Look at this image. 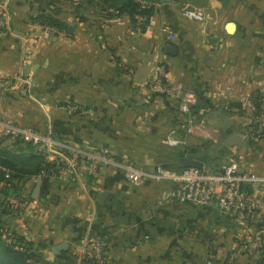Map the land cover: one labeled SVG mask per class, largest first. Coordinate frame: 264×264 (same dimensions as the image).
Segmentation results:
<instances>
[{"label": "crops", "instance_id": "obj_1", "mask_svg": "<svg viewBox=\"0 0 264 264\" xmlns=\"http://www.w3.org/2000/svg\"><path fill=\"white\" fill-rule=\"evenodd\" d=\"M100 5L0 0L8 21L0 31V71L24 82L1 91L0 121L104 149L146 174L158 166L173 168L179 158L195 159L207 140L164 143L183 136L186 118L177 100L150 92L149 77L163 65L165 84H182L195 94L192 116L217 129L220 141L241 124L264 144V114L246 105L255 94L264 97V0H191L189 6L204 13L202 22L184 18L185 5L174 0H149L153 13L143 29ZM41 13L62 23L67 36L35 24ZM168 45L174 54L166 53ZM25 145L0 129V154H20ZM256 158L258 166L240 161V170L264 177V151ZM42 180L37 201L31 199L36 177L0 182V217L6 232L37 246L50 262L257 264L264 257L256 225L212 207L175 203L166 181L144 177L133 185L110 167L86 177ZM254 193L263 197L264 183ZM93 241L102 243L109 262L84 258ZM62 243L68 249L55 253Z\"/></svg>", "mask_w": 264, "mask_h": 264}, {"label": "built area", "instance_id": "obj_2", "mask_svg": "<svg viewBox=\"0 0 264 264\" xmlns=\"http://www.w3.org/2000/svg\"><path fill=\"white\" fill-rule=\"evenodd\" d=\"M174 1L179 5H185L182 16L187 20L194 22L204 20V13L201 10L189 6L191 0ZM135 2L140 10L149 5L146 0H135ZM136 21L139 24L142 18L137 16ZM7 23V15L0 12V31L7 26ZM42 29L50 34L65 36L63 32L51 27L45 26ZM164 75L165 68L163 65H159L149 77L150 92L177 100L178 112L186 118L183 136L168 139L164 143L170 147H180L192 137L209 139L213 131L212 128L207 126L206 121L192 116V108L197 103L195 94L185 89L182 84H177L173 89L169 88L165 84ZM14 82L24 83L20 76L10 77L0 71V89H5ZM246 105L252 107L253 103L248 99ZM69 110L85 113L78 107H70ZM0 129L4 134L19 138L25 144L32 145L47 162L54 164L55 167L51 170L50 177L64 179L86 177L98 172L103 167H110L122 171L127 181L133 185L140 184L144 177L166 181L171 185L170 199L175 203L215 208L225 217L256 225L258 234L264 237V196L261 197L254 193L257 185L264 183V177L241 171L237 162L230 161L222 165L216 172L205 167L202 169H174L158 166L151 174H146L130 163L119 161L104 149H90L68 141L56 140L51 136L50 131L41 133L28 127L3 121H0ZM0 171L9 174V171L3 167H0ZM18 204L20 207L25 206V202L22 200ZM83 255L86 260L93 263L109 262L107 253L99 241L89 243ZM226 264L231 263L227 262Z\"/></svg>", "mask_w": 264, "mask_h": 264}, {"label": "trees", "instance_id": "obj_3", "mask_svg": "<svg viewBox=\"0 0 264 264\" xmlns=\"http://www.w3.org/2000/svg\"><path fill=\"white\" fill-rule=\"evenodd\" d=\"M146 1L149 3V0ZM99 2L101 4V9H113L116 16H127L133 23H136V17L140 16L143 19V21L139 23L141 29L145 27V24L153 13V9L149 7V5L145 9L140 10L135 0H99ZM34 23L42 27L46 26L54 28L60 32H63L65 36L68 34L67 28L62 23L52 19L44 13L38 15L34 19ZM52 35L58 36L57 34ZM249 99L252 101V107L255 111H257V114H264V97L260 94H255V96ZM50 133L54 139L63 140L61 138L55 137L52 131H50ZM19 151L20 155L18 156H11V154L8 152L0 154V167H3L9 171V174L7 175L9 177L6 180H19L26 176H33L36 178L41 176L43 179L45 177H50L49 174L55 166L54 164L47 162L44 156L36 151L35 147L27 144L23 147H19ZM201 160L204 161V158L202 157ZM1 173L4 172L0 171V182L4 181ZM12 189L14 191V187ZM7 209L8 207H3L2 214H5L4 212H6ZM224 263L226 264L227 262ZM0 264L58 263L48 261L37 246L25 241L19 235L13 232H6L5 223L0 217ZM257 264H264V257H262V259H260Z\"/></svg>", "mask_w": 264, "mask_h": 264}, {"label": "rangeland", "instance_id": "obj_4", "mask_svg": "<svg viewBox=\"0 0 264 264\" xmlns=\"http://www.w3.org/2000/svg\"><path fill=\"white\" fill-rule=\"evenodd\" d=\"M212 130L210 138L200 143L199 154L193 156L198 161H203L201 160L203 157L207 164L205 166L206 169L218 170L222 165L230 161L237 162L238 164L241 161L249 167L259 165L260 161L256 157L261 150L264 151V144L257 142L259 138L256 134L252 135L255 131H250V127L241 126V124L232 127L230 129L231 133L227 136L225 135L221 141L219 139V131L215 128ZM213 139L216 141L213 142ZM12 155L18 156L20 154L16 153ZM207 158L208 161L206 160ZM1 175L4 182L9 177L5 173H1Z\"/></svg>", "mask_w": 264, "mask_h": 264}, {"label": "water", "instance_id": "obj_5", "mask_svg": "<svg viewBox=\"0 0 264 264\" xmlns=\"http://www.w3.org/2000/svg\"><path fill=\"white\" fill-rule=\"evenodd\" d=\"M175 48L171 45L166 46L165 51L169 54H174ZM3 89H0V93ZM27 95H29V92H26ZM174 169H184V168H196V169H202L204 168V164L201 161L195 160V159H188V158H179L176 160L173 166ZM42 177L38 176L36 178L35 187L31 193V199L34 201H37L39 199V195L41 192L42 187ZM68 249V245L66 243H62L56 247H54L53 251L55 253H60L62 251H65Z\"/></svg>", "mask_w": 264, "mask_h": 264}]
</instances>
